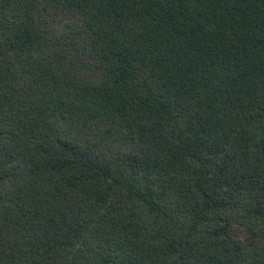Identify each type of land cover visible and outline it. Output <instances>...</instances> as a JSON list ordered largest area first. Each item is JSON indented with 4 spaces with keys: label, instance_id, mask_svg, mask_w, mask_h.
Listing matches in <instances>:
<instances>
[{
    "label": "trees",
    "instance_id": "trees-1",
    "mask_svg": "<svg viewBox=\"0 0 264 264\" xmlns=\"http://www.w3.org/2000/svg\"><path fill=\"white\" fill-rule=\"evenodd\" d=\"M0 264H264V0H0Z\"/></svg>",
    "mask_w": 264,
    "mask_h": 264
},
{
    "label": "rangeland",
    "instance_id": "rangeland-1",
    "mask_svg": "<svg viewBox=\"0 0 264 264\" xmlns=\"http://www.w3.org/2000/svg\"><path fill=\"white\" fill-rule=\"evenodd\" d=\"M235 235L240 240H243V241L248 240V234L243 228L237 229Z\"/></svg>",
    "mask_w": 264,
    "mask_h": 264
}]
</instances>
